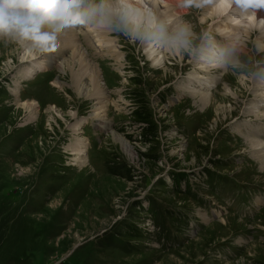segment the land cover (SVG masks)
Here are the masks:
<instances>
[{
	"label": "rangeland",
	"instance_id": "rangeland-1",
	"mask_svg": "<svg viewBox=\"0 0 264 264\" xmlns=\"http://www.w3.org/2000/svg\"><path fill=\"white\" fill-rule=\"evenodd\" d=\"M182 2V16L167 12L190 26L191 45L158 48L159 66L143 38L103 23L116 56L79 26L75 52H34L55 62L20 80L22 50L0 38V264H264V169L248 142H264L261 31L236 36L246 46L235 64L201 68L217 60L203 49L220 34L224 50L228 37L215 17L205 22L210 0ZM73 53L97 69L102 103L78 96ZM213 78L205 104L185 91ZM76 136L84 165L73 161Z\"/></svg>",
	"mask_w": 264,
	"mask_h": 264
},
{
	"label": "bare ground",
	"instance_id": "bare-ground-1",
	"mask_svg": "<svg viewBox=\"0 0 264 264\" xmlns=\"http://www.w3.org/2000/svg\"><path fill=\"white\" fill-rule=\"evenodd\" d=\"M196 5H198L199 3H202V0H192ZM137 4L140 6H145L148 8H151L153 10L154 13H156V15L158 17L161 18H167L170 22H173V19L175 18L174 15H170L173 11V13H175L176 15H183V13H181L182 11H177V8H181V2L182 0H136ZM163 4L165 5V9L161 10V5L159 4ZM165 3V4H164ZM183 3V2H182ZM194 4V5H195ZM168 5V7H167ZM163 7V6H162ZM208 8L206 9V13H208V16L205 19V22L208 21V19H212L215 17V22L214 25L217 26V28L220 31H225V34L227 35L228 39H226L224 41V43L226 44V49H221L220 46H212L210 44V46L206 47L203 49L204 51V55L206 54H210L212 57L217 58V60H215V62L210 63V64H205L203 67L201 68H206L208 70V67H210L211 69H215V68H219L220 69H224L227 65H233L235 64V59L234 55H232V52L234 51H238V50H242L243 47L246 46L245 43H243V46L240 47V38L236 39V36H240V37H247L250 34H254L256 30L260 29V34L258 35L259 39H258V45L259 47H262L264 45V6H256V7H251L249 8L247 11L241 12L239 8L236 7L235 3L233 2V0H210L209 5L207 6ZM169 9V10H168ZM180 10V9H178ZM170 13H168V12ZM222 17H228V18H232V20H228V22L224 23L222 22ZM177 18V17H176ZM225 19V18H224ZM226 20V19H225ZM212 22V21H211ZM233 22V23H232ZM232 23V24H231ZM242 24V27L240 28L238 25ZM102 25V27H101ZM213 26V24H212ZM84 27H86L87 29H91L92 32L98 33L96 35V40L95 41H91L90 42H97V45H93L94 47H100V48H107L108 45L107 43L111 44L110 41L107 39L106 34H107V28L106 26L103 24V22L98 23L97 25H93V24H88L85 25ZM80 27L77 28V30L80 31ZM106 29V30H104ZM104 30V31H102ZM255 30V31H253ZM90 31V30H89ZM102 31V32H101ZM253 31V33H252ZM75 31V29L71 28L68 30H64L59 34L58 37V47H57V55L62 53L63 49H69L74 47L72 50L73 52H75V47H77L80 43V39H79V33L77 34ZM82 33V32H81ZM104 35H102V34ZM85 34V36H88L89 34H92L91 31L90 32H85L83 33ZM132 34H135L134 32ZM98 36L100 38H98ZM90 36H88L87 38H89ZM82 42V41H81ZM208 42V41H207ZM90 43V44H92ZM112 45L110 46V48H112ZM205 46V45H204ZM145 53L147 55V57L150 59L151 63H153V65L159 66L162 63L163 58L165 57V54H161V51L158 50L159 47L157 48H153L152 45L150 43H147L145 41ZM108 47V50H106V52L110 53V55H114L116 56L117 54L114 53V51H111ZM160 49V48H159ZM166 50V51H170L171 49L164 47L162 48V50ZM229 49L232 50V52H229ZM244 49V48H243ZM113 50V49H112ZM178 51L180 50H176L175 52L178 53ZM183 52V51H182ZM221 53V54H220ZM231 56H229V54ZM200 54V52H199ZM167 55V54H166ZM174 55V54H173ZM183 55V53H182ZM75 53L71 54V57L69 58V68L71 70V73L74 72V74L72 75V80L73 82L77 83V85L79 86V93L78 96L81 97H92L95 98L97 101H99L98 103H102L103 98H105L104 96V92L101 88V86L99 85V83H97V69L93 66H90L82 57H78L77 59H75ZM82 56V55H81ZM229 56V57H228ZM32 57H36L34 55V53L32 54H22L21 56V61L23 62H27V67H25L23 69V71L20 73L19 75V79L22 80V78L24 79H31L36 73L40 72L41 70L46 69L49 65L50 62H55V59L53 56L47 57L48 60H43V61H36L35 59H32ZM181 59V58H180ZM68 62V61H67ZM237 63V62H236ZM53 65V64H52ZM50 68V67H49ZM76 69V70H74ZM202 71V70H201ZM79 75V77L77 76ZM71 76V74H70ZM264 77V76H262ZM18 79V80H19ZM218 80V78H213V79H203V81H199L197 79L195 80H189V86L187 87V89L185 90L187 93L189 92L191 95H195V94H199L201 95L200 101L204 102V104L206 103V101H208V97H209V89L211 87L214 86V84L216 83V81ZM58 84L57 82H54V85ZM258 83V82H257ZM199 86V88L202 90V92H198V90L195 88L196 85ZM264 96V95H263ZM198 101V102H200ZM258 103V102H256ZM262 104H264V101L262 102ZM34 105L32 104H26V109H28V116L29 118L33 117L35 113V111L32 109H30V107ZM104 105L101 104L100 107L97 109L98 113L99 111L101 112V109H103ZM27 112V111H26ZM102 116H104L103 114H101ZM264 115V114H263ZM262 115V116H263ZM100 116V117H102ZM98 117V115H97ZM79 129L78 127H75L74 129V133L76 131H78L77 129ZM253 127H246L245 132H247L246 134L252 135L254 137H258V133L259 130L258 129H252ZM79 134V132H77V135ZM74 142L70 145V150L72 152V155L75 156V158L73 159L74 162L79 163V165H84L85 163V152H86V146L84 144V141L82 140V138L79 136H76L73 140ZM114 142L118 143L123 149V151L126 154H130L131 153V148L129 146H127V142L125 141V139L123 138H114L113 139ZM249 142V146L252 149V154L254 155L255 159L258 161L260 169H264V150L261 148V144L264 145V142H262L259 139H253L252 141H248ZM69 147V146H68ZM259 147V149H257Z\"/></svg>",
	"mask_w": 264,
	"mask_h": 264
},
{
	"label": "clouds",
	"instance_id": "clouds-1",
	"mask_svg": "<svg viewBox=\"0 0 264 264\" xmlns=\"http://www.w3.org/2000/svg\"><path fill=\"white\" fill-rule=\"evenodd\" d=\"M241 12L253 7L248 0H233ZM105 23L133 32L153 48L187 49L190 26L170 22L136 0H0V38L20 46L23 54L50 52L59 34L71 28Z\"/></svg>",
	"mask_w": 264,
	"mask_h": 264
},
{
	"label": "snow or ice",
	"instance_id": "snow-or-ice-1",
	"mask_svg": "<svg viewBox=\"0 0 264 264\" xmlns=\"http://www.w3.org/2000/svg\"><path fill=\"white\" fill-rule=\"evenodd\" d=\"M248 3L251 4L253 7L264 6V0H248Z\"/></svg>",
	"mask_w": 264,
	"mask_h": 264
}]
</instances>
